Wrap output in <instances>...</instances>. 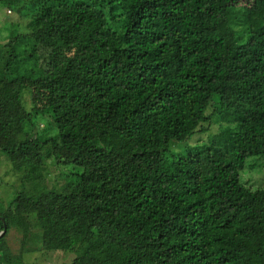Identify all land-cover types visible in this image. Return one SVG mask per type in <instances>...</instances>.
Masks as SVG:
<instances>
[{"label": "trees", "instance_id": "1", "mask_svg": "<svg viewBox=\"0 0 264 264\" xmlns=\"http://www.w3.org/2000/svg\"><path fill=\"white\" fill-rule=\"evenodd\" d=\"M31 12L27 34L0 44V159L23 169L0 214V264L23 263L12 228L74 253L68 264H264V188L239 175L264 159V0H35ZM208 121L217 134L182 145ZM48 163L67 170L55 190Z\"/></svg>", "mask_w": 264, "mask_h": 264}, {"label": "rangeland", "instance_id": "2", "mask_svg": "<svg viewBox=\"0 0 264 264\" xmlns=\"http://www.w3.org/2000/svg\"><path fill=\"white\" fill-rule=\"evenodd\" d=\"M35 0H17L13 3L7 1H0V44H5L10 33L14 28H17L20 33L27 34L25 29L26 22L30 19L32 12L31 6ZM31 41L24 38L20 44L17 45V52L19 55H24L25 51H29ZM21 102L25 110H31L30 91L23 89L21 91ZM210 113V110L207 112ZM38 120V119H36ZM37 129L40 133H44L47 123L44 121H37ZM205 131H201L202 129ZM218 126L208 121L201 125L197 132H195L182 145H193L208 141L209 137L217 134ZM44 135V134H43ZM176 147V145L174 146ZM255 157L247 160V163L254 165L255 170L252 173L247 170L240 172V179L245 181L251 178V184L255 188H264V159L255 162ZM12 160L0 159V214L3 216H10L13 214V209L10 207V202L19 192V175L22 173V166ZM259 164V165H258ZM66 169L57 166L54 163L47 164V174L45 181L48 189L55 190L61 186L64 181ZM260 173H259V172ZM259 173L257 176L256 174ZM6 244L9 250L14 255H22V264H68L75 257L74 253L61 251H45L40 247V244L34 238L27 240L23 245V234L20 229L12 228L5 237Z\"/></svg>", "mask_w": 264, "mask_h": 264}, {"label": "water", "instance_id": "3", "mask_svg": "<svg viewBox=\"0 0 264 264\" xmlns=\"http://www.w3.org/2000/svg\"><path fill=\"white\" fill-rule=\"evenodd\" d=\"M1 221L4 222L3 219H1ZM5 230H6V225L3 224V230L0 232V236H2L4 234Z\"/></svg>", "mask_w": 264, "mask_h": 264}]
</instances>
